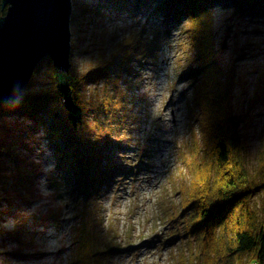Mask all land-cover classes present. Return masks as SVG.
Listing matches in <instances>:
<instances>
[{
	"label": "rangeland",
	"instance_id": "374dc122",
	"mask_svg": "<svg viewBox=\"0 0 264 264\" xmlns=\"http://www.w3.org/2000/svg\"><path fill=\"white\" fill-rule=\"evenodd\" d=\"M72 3L69 69L78 74L88 72L102 54L113 60L112 46L126 36L137 35L142 26L146 27L142 34L146 38L158 27L163 30L148 62L135 60L129 66L131 72L123 77L122 88L129 101L121 109L126 115L113 113L110 119L113 133L119 121L125 120L127 128L121 130V138L133 137V144L143 154L139 156L142 162L104 185L102 193L93 198L84 199L79 189L72 196L57 173L46 132L41 125L35 129L33 124L17 145L26 170L36 173L31 194L24 197L21 191L8 197L0 190V264H67L73 227L79 223L81 209L86 226L104 232L113 227L118 232L121 249L111 256L102 255L101 264H188L179 258L180 253L188 254L183 240L177 239L172 245L161 241L170 227L169 219L160 217L164 208L179 209L181 197L171 189L169 179H183L178 177L184 171L180 158L191 161L192 144L198 142L201 133L193 95L194 81L201 74L196 71L201 58L189 40V18L179 15L163 22L156 15L136 10L135 0L124 6L115 5L114 0ZM209 12L208 39L219 67L215 75L228 85L225 125L238 141L244 166L257 186L251 207L258 218L264 219V7L240 13L233 12L231 6L215 5ZM51 68L49 57L39 60L35 81L21 92L34 96L49 88ZM187 70L192 74H186ZM84 91L97 102L104 94L105 81L93 80ZM2 106L0 143L8 140L10 133L19 132L26 122L32 124L17 114L4 118ZM87 117L90 124L102 122L104 113L94 111ZM125 151L127 162L136 160L134 152ZM245 259L247 254L243 255ZM96 263V259H88V264Z\"/></svg>",
	"mask_w": 264,
	"mask_h": 264
},
{
	"label": "trees",
	"instance_id": "16d2710c",
	"mask_svg": "<svg viewBox=\"0 0 264 264\" xmlns=\"http://www.w3.org/2000/svg\"><path fill=\"white\" fill-rule=\"evenodd\" d=\"M132 1L114 0L115 5L121 6ZM134 5L136 10L146 12L147 16L156 15L163 22L187 15L189 40L201 58L196 69L201 74L193 84L200 141L192 144L194 156L190 162L180 158L184 171L178 177L183 179H169L181 202L178 211L166 208L162 211L160 218L169 219L170 232L161 241L172 245L177 239L183 240L188 254L180 253L179 258L188 264H264V219L258 218L251 207V196L257 186L244 166L238 141L225 125L228 85L215 75L219 67L212 58L213 48L208 39L209 8L231 6L233 12L249 13L251 8L264 7V0H135ZM4 12L0 6V16ZM145 29L142 26L137 35L116 42L112 46L113 60L100 54L97 63L86 73L78 74L72 68L65 72L52 65L49 88L34 96L23 90L1 107L4 118L17 114L32 122L30 125L26 122L19 132L10 133V138L0 143V190L8 197L21 191L24 197L31 194L30 185L36 173L26 170L17 145L23 142L33 124L35 129L41 125L46 132L57 173L70 187L72 196L79 189L84 199L93 198L102 193L104 185L139 166L142 162L139 156L143 154L133 144V137L121 138V130L127 128L125 120L119 121L113 133L110 119L113 113L126 115L121 108L128 106L129 97L122 82L125 73L131 72L129 66L135 60L148 62L159 45L163 30L158 27L153 36L146 38L142 35ZM32 72L28 85L35 81L36 69ZM186 74L192 73L187 70ZM93 80L105 81L104 94L97 102L84 91ZM94 111L104 113L102 122L90 124L87 113ZM128 149L137 155L132 163L127 162L125 150ZM0 198H3L1 192ZM86 225L81 209L79 223L73 227L67 264H88L89 258L101 264L102 255L111 256L121 249L118 232L113 227L104 232ZM244 254L248 259L243 261Z\"/></svg>",
	"mask_w": 264,
	"mask_h": 264
},
{
	"label": "water",
	"instance_id": "95a60500",
	"mask_svg": "<svg viewBox=\"0 0 264 264\" xmlns=\"http://www.w3.org/2000/svg\"><path fill=\"white\" fill-rule=\"evenodd\" d=\"M0 106L13 101L28 84L37 63L70 68L72 0H0Z\"/></svg>",
	"mask_w": 264,
	"mask_h": 264
},
{
	"label": "bare ground",
	"instance_id": "6f19581e",
	"mask_svg": "<svg viewBox=\"0 0 264 264\" xmlns=\"http://www.w3.org/2000/svg\"><path fill=\"white\" fill-rule=\"evenodd\" d=\"M228 1V0H227ZM226 3H228V2H226Z\"/></svg>",
	"mask_w": 264,
	"mask_h": 264
}]
</instances>
